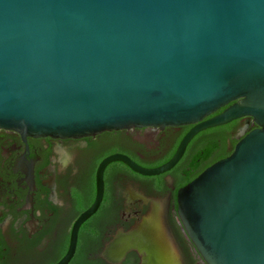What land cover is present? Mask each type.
Masks as SVG:
<instances>
[{
    "label": "water",
    "instance_id": "water-1",
    "mask_svg": "<svg viewBox=\"0 0 264 264\" xmlns=\"http://www.w3.org/2000/svg\"><path fill=\"white\" fill-rule=\"evenodd\" d=\"M243 118L257 128L176 194L206 264H264V0H0L1 130L80 139L191 127L157 168L123 154L100 162L57 264L99 210L108 166L162 176L198 134Z\"/></svg>",
    "mask_w": 264,
    "mask_h": 264
},
{
    "label": "flooded vegetation",
    "instance_id": "flooded-vegetation-1",
    "mask_svg": "<svg viewBox=\"0 0 264 264\" xmlns=\"http://www.w3.org/2000/svg\"><path fill=\"white\" fill-rule=\"evenodd\" d=\"M181 128L80 139L0 129V264H57L68 250L73 223L94 201L96 171L110 149L118 147L142 164L158 163L173 150ZM256 128L250 118L235 121L228 150ZM110 166L101 206L80 228L69 264H206L180 221L172 175L164 174L160 193Z\"/></svg>",
    "mask_w": 264,
    "mask_h": 264
},
{
    "label": "trees",
    "instance_id": "trees-1",
    "mask_svg": "<svg viewBox=\"0 0 264 264\" xmlns=\"http://www.w3.org/2000/svg\"><path fill=\"white\" fill-rule=\"evenodd\" d=\"M223 109L219 110L217 113H221ZM216 113V114H217ZM235 122L226 126L217 127L213 129L206 130L198 134L189 144L187 150L179 162V164L169 173L174 178L175 187L177 190L186 186L188 183L193 181L198 175H200L206 168L212 164L227 158L234 149L228 150V144L226 138H228L229 133L234 129ZM178 133V138L173 150L170 154L161 162H151V163H139V161L127 153L126 151H121L118 147L111 148L109 155L117 154V152H122L126 154L131 160L139 164L144 168H157L166 162H168L174 155L176 148L183 138V136L188 132L189 128H181ZM112 171H125L130 176L142 179L147 182L148 186L153 187L154 190L162 193L166 189L165 181L163 179L164 175L152 178H145L132 173L126 166L121 163H115L110 166Z\"/></svg>",
    "mask_w": 264,
    "mask_h": 264
},
{
    "label": "rangeland",
    "instance_id": "rangeland-1",
    "mask_svg": "<svg viewBox=\"0 0 264 264\" xmlns=\"http://www.w3.org/2000/svg\"><path fill=\"white\" fill-rule=\"evenodd\" d=\"M138 195H140V194H138ZM157 210H158V205H154L152 212H156Z\"/></svg>",
    "mask_w": 264,
    "mask_h": 264
}]
</instances>
